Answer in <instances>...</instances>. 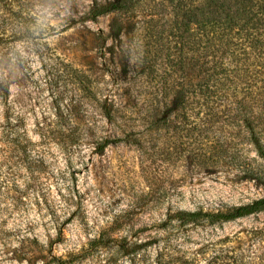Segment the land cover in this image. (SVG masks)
Returning <instances> with one entry per match:
<instances>
[{
	"label": "rangeland",
	"instance_id": "1",
	"mask_svg": "<svg viewBox=\"0 0 264 264\" xmlns=\"http://www.w3.org/2000/svg\"><path fill=\"white\" fill-rule=\"evenodd\" d=\"M110 1L0 0V264H264V210L215 223L168 219L250 203L264 183L213 156L207 169L189 157L216 135L194 118L198 107L182 137L178 115L157 126L142 119L179 78L167 55L178 53L181 32L166 0L90 18ZM157 47L153 68H141L145 49ZM261 92L232 87L215 111ZM104 100L119 122L103 116ZM244 133L231 137L253 157Z\"/></svg>",
	"mask_w": 264,
	"mask_h": 264
},
{
	"label": "trees",
	"instance_id": "2",
	"mask_svg": "<svg viewBox=\"0 0 264 264\" xmlns=\"http://www.w3.org/2000/svg\"><path fill=\"white\" fill-rule=\"evenodd\" d=\"M169 24L181 32V47L178 53L167 55L172 66L178 67L179 78L169 91L168 101L156 113L145 108L142 116L149 126L171 123L172 115L180 116L182 127L178 137L190 129L194 118L199 125L213 131L215 139L206 148L191 152L200 160V166L213 156L215 163H226L239 170L241 177L264 183V98H246L245 95L226 106L221 115L215 111L216 101L222 92L264 91V0H166ZM136 0H112L103 6L92 8L91 19L114 11L134 9ZM160 48L149 56L146 48L141 68L152 66L160 57ZM148 53V54H147ZM154 58V60L152 59ZM253 82V83H252ZM259 85L258 87H255ZM0 96L6 97L1 90ZM117 109L110 104L102 106V114L109 123H117ZM173 117V118H174ZM125 133L128 123H120ZM169 125V124H168ZM244 133L246 144L254 151L253 157H242L238 145L233 142L232 130ZM187 135V134H186ZM185 135V136H186ZM104 144H107L105 142ZM192 151V150H190ZM264 210V196L247 204L231 206L215 211L179 210L168 219L180 224H195L201 221L215 223L234 220Z\"/></svg>",
	"mask_w": 264,
	"mask_h": 264
}]
</instances>
